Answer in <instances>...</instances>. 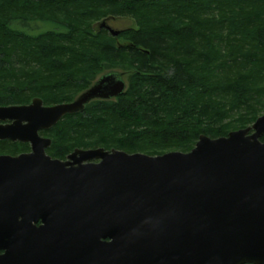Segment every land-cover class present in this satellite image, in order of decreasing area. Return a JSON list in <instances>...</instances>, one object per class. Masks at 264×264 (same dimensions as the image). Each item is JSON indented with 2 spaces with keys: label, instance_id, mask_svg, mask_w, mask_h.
<instances>
[{
  "label": "water",
  "instance_id": "obj_1",
  "mask_svg": "<svg viewBox=\"0 0 264 264\" xmlns=\"http://www.w3.org/2000/svg\"><path fill=\"white\" fill-rule=\"evenodd\" d=\"M124 74H101L72 101L0 106L13 120L0 139L31 144L0 154V264H264V113L187 152L47 153L39 131L121 95Z\"/></svg>",
  "mask_w": 264,
  "mask_h": 264
},
{
  "label": "trees",
  "instance_id": "obj_2",
  "mask_svg": "<svg viewBox=\"0 0 264 264\" xmlns=\"http://www.w3.org/2000/svg\"><path fill=\"white\" fill-rule=\"evenodd\" d=\"M117 16L136 25L93 26ZM114 68L126 90L42 130L47 153L187 152L201 134L245 128L264 113V0H0V105L72 101Z\"/></svg>",
  "mask_w": 264,
  "mask_h": 264
},
{
  "label": "rangeland",
  "instance_id": "obj_3",
  "mask_svg": "<svg viewBox=\"0 0 264 264\" xmlns=\"http://www.w3.org/2000/svg\"><path fill=\"white\" fill-rule=\"evenodd\" d=\"M103 21H105L108 25H110L112 28H114L116 30L136 25L135 19L132 18L131 16H117V17H114V18H106V19L101 18L100 20L93 22L94 28L98 27V25L103 23ZM25 29L27 31H29V32L41 31L42 30V23H40V22H30L29 24H27V27H25ZM112 70L113 71H119V72L122 71V70L120 71L117 68H114ZM112 70H110V71H112ZM110 71H105L104 70L101 74L107 73V72H110ZM224 77H226V76H224ZM124 78L126 79V76ZM11 147H12L11 143L1 144L0 145V151H6V152L10 151Z\"/></svg>",
  "mask_w": 264,
  "mask_h": 264
},
{
  "label": "flooded vegetation",
  "instance_id": "obj_4",
  "mask_svg": "<svg viewBox=\"0 0 264 264\" xmlns=\"http://www.w3.org/2000/svg\"><path fill=\"white\" fill-rule=\"evenodd\" d=\"M106 28H107V26H108V24L106 23L105 25H104ZM108 73V72H107ZM125 75V74H124ZM100 76V75H99ZM98 76V77H99ZM97 77V78H98ZM0 106H5V105H0ZM13 122V120H0V123L1 124H10V123H12ZM39 133H40V135L41 136H46L45 134H43V132H42V130H40L39 131ZM48 137V136H47ZM0 140H2V141H5V143H14V142H17L16 140H14V139H12V138H10V137H8V138H4V139H0ZM18 142H23V141H19L18 140ZM23 143H27L28 144V149L27 150H23V151H20V152H18L17 154H13V153H10V152H2V151H0V154H9V155H18V154H20V153H23V152H29V151H31V144L29 143V142H23Z\"/></svg>",
  "mask_w": 264,
  "mask_h": 264
}]
</instances>
